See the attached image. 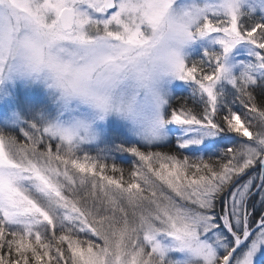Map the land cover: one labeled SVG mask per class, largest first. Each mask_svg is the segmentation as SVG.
<instances>
[{"label":"rangeland","instance_id":"374dc122","mask_svg":"<svg viewBox=\"0 0 264 264\" xmlns=\"http://www.w3.org/2000/svg\"><path fill=\"white\" fill-rule=\"evenodd\" d=\"M104 1L0 0V262L222 264L256 225L264 132L215 112L264 76V0ZM180 88L203 107L167 121ZM229 264H264V227Z\"/></svg>","mask_w":264,"mask_h":264},{"label":"trees","instance_id":"16d2710c","mask_svg":"<svg viewBox=\"0 0 264 264\" xmlns=\"http://www.w3.org/2000/svg\"><path fill=\"white\" fill-rule=\"evenodd\" d=\"M202 101L203 98H200L199 94L196 92L195 89H180L176 92L173 101L170 103L169 109L166 114V120L169 121L172 114L178 116L180 114L183 116V113H186L198 116V112L203 107ZM234 116H236L237 121L241 123V127L243 128L244 126L245 131H254L255 135L264 132V76H262L261 74L257 76H249V78L246 79V82L244 84L242 100H239L238 104L234 107H231L227 110H224V108H222L215 112L214 123L220 133L227 136L229 130L228 125L226 123L229 124L228 121L230 120V122L232 123L234 121ZM153 150L164 155H169L170 153L182 157L183 155L190 156V154L184 152L183 149H181V146L179 145H167V147H158L154 148ZM216 156L219 157L220 154H217ZM255 163V166L249 170V173L252 170L259 169L260 163ZM226 192H228L227 189L221 191V193L217 196L219 204L218 207H221L222 211H224V209L226 208L225 206H227V201L225 199ZM256 198L257 196L255 195L249 203V219L253 223L257 222L262 213H264L262 209H258L255 206ZM28 258L27 260H25V262H22V260H19L17 258L12 259L11 256H6L4 260H6L7 262H0V264H32L33 262L28 260ZM40 264H45V262H40Z\"/></svg>","mask_w":264,"mask_h":264},{"label":"water","instance_id":"95a60500","mask_svg":"<svg viewBox=\"0 0 264 264\" xmlns=\"http://www.w3.org/2000/svg\"><path fill=\"white\" fill-rule=\"evenodd\" d=\"M105 10L106 11H113L116 8V0H105ZM60 25L64 32L71 31L74 27V20H75V14L74 10L72 8H65L62 10L60 16ZM263 166H264V160H263ZM264 180V173L262 175V181L260 186L262 185ZM260 186L257 188V191L260 189ZM262 227H264V219L263 217L260 218L256 225L247 232L242 235V237L236 241V244L234 248L229 252L226 258H224V262L222 264H229L230 261L237 255V253L240 251V249L254 236V234L260 230Z\"/></svg>","mask_w":264,"mask_h":264},{"label":"flooded vegetation","instance_id":"af4514ba","mask_svg":"<svg viewBox=\"0 0 264 264\" xmlns=\"http://www.w3.org/2000/svg\"><path fill=\"white\" fill-rule=\"evenodd\" d=\"M111 13H113V12H107V14H111Z\"/></svg>","mask_w":264,"mask_h":264}]
</instances>
